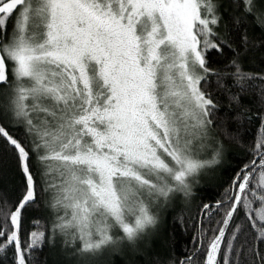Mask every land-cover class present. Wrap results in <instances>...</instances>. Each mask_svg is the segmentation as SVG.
Instances as JSON below:
<instances>
[{
    "label": "snow or ice",
    "instance_id": "snow-or-ice-1",
    "mask_svg": "<svg viewBox=\"0 0 264 264\" xmlns=\"http://www.w3.org/2000/svg\"><path fill=\"white\" fill-rule=\"evenodd\" d=\"M257 29L264 33V0H0V139L25 180L15 208L0 205V257L11 248L13 264H33L59 238L76 264H99L143 242L159 209L189 197L195 178L220 162V105L202 90L214 76L236 109L227 136L256 128L204 264H218L222 246L220 264H238L241 229L228 232L238 208L256 233L246 256L264 264V74L244 68L264 48ZM225 50L227 63L211 67L209 52ZM242 97L255 98L254 113ZM38 197L53 219L43 229L34 221L41 230L23 239V213Z\"/></svg>",
    "mask_w": 264,
    "mask_h": 264
},
{
    "label": "trees",
    "instance_id": "trees-1",
    "mask_svg": "<svg viewBox=\"0 0 264 264\" xmlns=\"http://www.w3.org/2000/svg\"><path fill=\"white\" fill-rule=\"evenodd\" d=\"M261 33L257 29L253 33V39L259 41ZM231 53L225 50L223 56L215 51L208 54L211 67L218 69L227 63ZM244 68L253 73L264 74V48H256L248 53L244 59ZM230 83V81H229ZM202 90L211 93L220 105L217 113L219 126L214 128L218 138L223 142V154L220 162L208 173L201 175L196 184L192 186V193L189 197L174 198L169 206L160 214L158 227L151 232L141 243L135 247H125L116 252L106 254L99 264H180L186 256L195 253V264H204L207 238H211L213 232L221 227L225 213L231 204V197L234 193V181L240 170L249 163L252 156L249 152L250 142L256 125H249L240 130V138L233 141L227 136V130L234 129L235 123L229 118L236 111L233 106L230 110L229 102L223 91L217 87L216 78L208 77V83L202 82ZM255 98L242 97L241 103L251 107L255 112ZM10 133L21 138L24 136L22 128L10 129ZM259 171V170H257ZM256 178V174H253ZM25 190V180L19 170L14 151L8 147L3 139H0V205L5 199L12 209L20 200ZM249 199H253L249 197ZM208 207H205V206ZM261 205L253 203V208L258 209ZM244 209H237L232 221L229 224L228 232L235 226L241 231L234 247L243 245L242 253L238 258V264H251L254 259L246 256L248 248L254 244L256 233L252 230L249 221L246 219ZM253 218H255L253 216ZM53 214L47 205V197L40 198L36 204L29 206L23 213V239H27V233L41 230L50 225ZM39 221L41 229L34 228L33 222ZM201 234L205 237V247H200ZM228 241L226 233L225 242ZM200 248L199 252L196 249ZM259 249L264 252V242L259 243ZM6 258L0 257V264H13V250L10 248L4 254ZM36 260L33 264H76L73 257L67 254L59 238L52 243H46L42 251L35 253ZM224 256V248L221 247L218 264Z\"/></svg>",
    "mask_w": 264,
    "mask_h": 264
},
{
    "label": "rangeland",
    "instance_id": "rangeland-1",
    "mask_svg": "<svg viewBox=\"0 0 264 264\" xmlns=\"http://www.w3.org/2000/svg\"><path fill=\"white\" fill-rule=\"evenodd\" d=\"M209 151H211L210 149H209ZM211 170V169H210ZM210 170H205V171H203L202 173H200L196 178H195V182L193 183V185L194 184H196V182H197V180H198V178L201 176V175H205V173H208ZM192 185V186H193ZM183 197L181 194H175L174 196H172L168 201H167V203H165L160 209H159V219H160V214H163V210L167 207V206H169L170 204H171V202L173 201V199L174 198H178V197Z\"/></svg>",
    "mask_w": 264,
    "mask_h": 264
}]
</instances>
